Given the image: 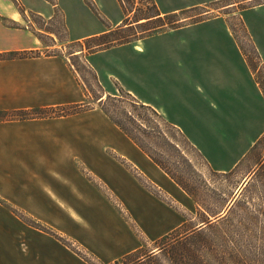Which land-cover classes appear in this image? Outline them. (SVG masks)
<instances>
[{
    "label": "rangeland",
    "instance_id": "374dc122",
    "mask_svg": "<svg viewBox=\"0 0 264 264\" xmlns=\"http://www.w3.org/2000/svg\"><path fill=\"white\" fill-rule=\"evenodd\" d=\"M92 1L54 0L51 3L47 0H0V17L5 23L11 27L28 29L40 41L41 51H33L30 55L65 57L69 65L73 66L85 94V100L76 104L0 111V138L10 134V130L2 124L12 121L46 119L65 121L78 117L77 121L82 125L102 124L100 119L95 121L93 115L86 114L96 110V113L102 112L110 120L106 122L112 125L115 139L119 132L131 140L117 124L120 123L133 136L139 137L148 146L156 149L155 152L164 160L165 166L176 181L159 166L162 171L157 169L158 177L151 181L118 152L107 148L104 154L120 163L130 173V182L136 186L132 189L135 190L134 193L127 196L109 187L96 171L91 170L89 164L80 162L72 168L65 169V172H73L83 179L84 189L97 190L103 204L95 206V209L88 212H82L83 221L76 226L73 225V220L69 221L63 213H44L45 217L38 219L27 212L12 208V212L20 220H17L16 225H9L7 231L0 227V264H43L39 260L33 261L29 258L31 251L38 248H44L51 256L58 257L61 260L60 264H116L115 261L119 260L120 263L123 257L131 253L142 258L157 255L160 258L159 264H175L176 260H171L172 262L165 260L164 245L167 247L171 242L189 237L192 228L201 225L205 212L222 209L224 203L235 197L247 181L253 179L243 192L244 198L251 200L257 207L264 208L261 202L264 195V137L237 170L222 175L214 173L197 149L185 141L180 133L162 127V123L160 127L168 137L177 139L185 159L194 167L190 168L188 162L169 151V148L160 149L156 145L161 139L155 127L161 122H157L152 113L142 109L125 93H119L116 90V87H119L117 82L109 81L101 85L96 72L87 62L89 55L93 54L92 50L82 51L84 40L75 41V38L89 32L94 22H99L105 27L110 26L120 10L113 0H100L103 5L93 4ZM119 2L130 28L117 32L113 37L145 39L153 33L162 32L155 34L152 46L160 52L157 58L162 63H172L168 70L183 78V83L178 84L176 94L178 97L188 98L197 95L198 86L206 88V82L213 76L212 66L216 63H249L264 89V4L250 7L249 0H119ZM175 9L177 11L172 12ZM38 11L51 14V17L42 16ZM18 14L23 18L18 19L19 24L7 19L9 15ZM157 14L164 17L166 25L153 30L160 24L159 20L154 18ZM140 19L142 21L139 23L148 22L138 25L137 20ZM199 23L207 26L196 28ZM175 27L178 29L194 27V30L183 31L180 34H176L175 31L169 32ZM218 43L226 44V47H219ZM94 44L95 42L88 47ZM175 52L178 55L187 53L178 58L181 63H185L184 67L175 65L178 63L175 60ZM146 55L148 57V54ZM120 59L122 57L118 61L114 55H107L105 62L120 63ZM112 66L114 72L122 76L117 70V64ZM109 88L111 91H108ZM143 91L144 88L141 87L140 92ZM162 93L159 91V95H163ZM147 94L154 95L152 86ZM3 156L4 154L0 153V189L4 192H10L14 188L27 189L21 186L20 182L21 180L24 183L25 180L29 182L30 180L25 179L26 175L32 179L33 174L38 172L36 166L6 162L4 160L10 157ZM44 171L46 176L59 177L57 172L51 169L48 171L45 168ZM15 181L19 183L18 186ZM179 182L184 185L187 192ZM10 183H14L13 188ZM134 199L147 203L150 201L149 203H155L158 207L164 225L157 229L158 233H162L161 236L152 231L148 213H138L136 206L132 204ZM110 228L113 229L111 230L113 237H123L126 243L120 252L112 251L114 243L118 241L111 237ZM48 264L55 263L50 259Z\"/></svg>",
    "mask_w": 264,
    "mask_h": 264
},
{
    "label": "crops",
    "instance_id": "0c3cea01",
    "mask_svg": "<svg viewBox=\"0 0 264 264\" xmlns=\"http://www.w3.org/2000/svg\"><path fill=\"white\" fill-rule=\"evenodd\" d=\"M92 2L103 5L100 0ZM113 2L120 10L116 20L108 27L94 22L91 30L75 38V41L104 34L123 23L126 16L122 6L119 0ZM175 11L177 9L172 12ZM38 13L51 17V14H44L42 11ZM17 16L20 15H9L7 19L19 24V20L23 18ZM205 26L207 25L199 23L195 27ZM188 30L192 31L194 27H183L169 32L180 34ZM206 32L209 33L207 30ZM155 38L156 35H153L135 43L93 53L89 55L87 62L96 72L101 85L109 81L117 82L118 92L119 89L129 92L178 127L199 151L210 169L217 173L232 171L264 137V89L250 64L216 63L212 66L213 76L206 82V88L198 86L197 95L178 97V84L183 83V78L168 70L172 63H162L157 58L160 52L152 46ZM218 46L225 48L226 44L218 43ZM33 51H41V43L34 34L24 27H11L0 17V111L59 107L85 100L73 66L69 65L65 57L31 56ZM186 54L178 55L175 52V60L178 61L175 65L184 67L185 63H181L178 58ZM107 55H114L118 61L120 57L122 59L120 63H106ZM115 64L122 76L114 72L112 65ZM151 86L154 90L153 96L147 94ZM141 87L144 88L143 93L140 92ZM159 91L163 95H159ZM96 112L94 110L86 114L93 115L95 121L100 119L102 124L82 125L77 121L78 117L65 121L46 119L2 124L10 130L6 138H0V153L4 154V158L10 157L4 161L35 165V169H38L32 179L26 175L25 179L30 180L29 182L25 180L24 183L21 180V186L27 189L14 188L10 192L0 189V227L4 231L20 220L12 212V208L27 212L38 219H43L44 213H63L76 226L83 221L82 212L102 205L103 201L94 187L92 188L96 191L84 189L85 183L79 175L65 172V169L80 162L89 164L91 170L96 171L109 187L124 195H132L135 191L132 189L136 186L130 182V173L120 163L104 154L107 148L118 152L150 180L158 177L157 169H161L151 158L125 135L117 132L115 139L112 125L106 122L110 121L108 117L102 112ZM45 168L57 172L60 178L46 176ZM15 184L18 186L19 183L15 181ZM10 185L14 187V183ZM149 202L134 199L132 204L136 206L138 213H148L152 231L157 234V229L164 226L163 219L155 203ZM111 230L113 229L110 228L109 231L111 237L118 241L114 243L112 251L120 252L126 243L123 237H113ZM158 235L161 236L162 233ZM29 258L43 264H48L50 259L55 264L61 262L44 248L32 250Z\"/></svg>",
    "mask_w": 264,
    "mask_h": 264
},
{
    "label": "trees",
    "instance_id": "16d2710c",
    "mask_svg": "<svg viewBox=\"0 0 264 264\" xmlns=\"http://www.w3.org/2000/svg\"><path fill=\"white\" fill-rule=\"evenodd\" d=\"M47 1L53 3L54 0ZM249 3L250 7L260 6L264 4V0H249ZM53 5L55 6V4ZM165 17H167V15ZM154 18L159 20L160 24L153 30L163 28L166 25L164 23V17H161V14H157ZM127 20L128 19H125V21H123V23L115 30L109 29L108 32L104 34L85 39L84 43L82 44V51L92 50L93 53H96L115 46L142 40L144 37L134 40H132L129 36L113 37L117 32L123 31L125 28H130ZM141 21V19L137 20L138 25L146 24L148 22L139 23ZM175 29H178V27L171 28V30ZM158 33L162 32L153 33L151 36ZM110 37H113V39H110ZM94 42L95 44L93 46L88 47L89 44ZM12 56L17 55L12 54ZM119 93H125L131 97L138 106L147 112L152 113L157 122H161L156 124L155 127L158 130V135L161 139L159 144L156 143V145L159 148H169V151L176 154L178 157L180 156L183 161L188 162L190 164V168H194L191 166L190 161L185 159L186 157L180 149V145L178 141H176L177 139L174 137H171L173 139H170L167 133H165L160 126L163 123L162 127L164 126L180 133L184 140L191 144L183 132L175 125L169 123L167 119L160 115L152 106L140 103L137 98L123 89H119ZM117 124L127 134V136L151 158V160L157 166H159L176 181V178L165 166L164 160L160 158L158 153H156V149L148 146L146 143H144V141L140 140L139 137L133 136L132 133L123 125H120V123ZM143 131L146 132V129ZM257 145L258 143L253 147L247 157L251 155L252 152H254V150L257 148ZM193 148L195 147L193 146ZM199 155L201 156L200 153ZM245 159L235 169L227 173H217L212 169L211 170L216 174H230L237 170L238 167H240V165L245 161ZM251 181H253V179L247 181L235 197H232L226 201L222 209L215 212H205L203 214L201 225L195 229L193 227V230L190 232V236L185 240L178 239L177 241L171 242V245L168 244L167 247L164 245L163 248H165V253H163V256L165 260H176L175 264H264V208L257 207L256 204L251 202V200H246L243 195V192L246 190ZM179 185L182 186L187 192V189L184 187V185H182L180 182ZM261 200V202L264 204V195ZM134 257V253H131L123 257L120 263L119 260L115 261V263L159 264L160 262V258L157 255H151L145 258H142V256Z\"/></svg>",
    "mask_w": 264,
    "mask_h": 264
},
{
    "label": "bare ground",
    "instance_id": "6f19581e",
    "mask_svg": "<svg viewBox=\"0 0 264 264\" xmlns=\"http://www.w3.org/2000/svg\"><path fill=\"white\" fill-rule=\"evenodd\" d=\"M139 49V48H138Z\"/></svg>",
    "mask_w": 264,
    "mask_h": 264
}]
</instances>
